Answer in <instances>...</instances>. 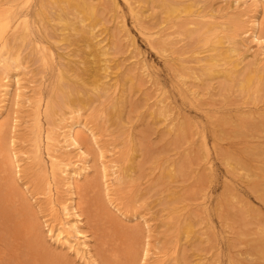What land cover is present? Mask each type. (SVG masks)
<instances>
[{
  "label": "bare ground",
  "instance_id": "6f19581e",
  "mask_svg": "<svg viewBox=\"0 0 264 264\" xmlns=\"http://www.w3.org/2000/svg\"><path fill=\"white\" fill-rule=\"evenodd\" d=\"M121 1L139 35L168 62L181 97L193 106L214 105L209 90H219V85L208 81L221 78L225 96L237 102L239 96L246 109H239L244 113L233 123L218 116L220 106L209 111L216 127L210 147L203 127L191 123L196 130L188 134V119L177 118L178 108L150 73L118 0H0V264H73L68 252L84 264L102 259L110 264H188L176 245L168 248L159 244L161 237L152 239L154 227L147 217L124 202L128 194L133 199L139 192L147 194L160 184L158 179L163 184L164 177L173 178V187H154L157 197L151 195L155 200L146 206L160 204L170 217L162 224L191 239L207 234L194 229L193 215L199 218L201 207L190 209L180 194L186 178L180 176L179 184L175 178L185 169L182 162L163 154V164L156 168L154 160L149 165L151 172L157 169V177L146 181L149 187L143 183L138 189L136 184L135 175L145 174L137 154L141 150L140 156L145 155V133L140 130L137 138L127 119L137 107L129 102V88L143 92L145 78L154 83L151 93L143 94L145 110L164 122V132L183 131L179 138L188 147L197 135L199 165L206 161V169L218 147L227 149L219 153L227 171H235L239 163L248 187L264 204V141L248 139L244 131L256 126L264 131L261 121L254 120L264 118V1L220 0V7L214 6L219 0ZM151 6L159 10L160 20ZM235 136L244 139L235 141ZM223 140H228L224 146ZM188 147L187 155L198 152ZM194 193L199 194L196 187ZM87 219L100 255L85 230ZM253 231L262 246L263 226ZM211 232L208 239L215 235ZM234 255L228 264H260L249 255L255 263ZM211 258L197 253L195 264H214Z\"/></svg>",
  "mask_w": 264,
  "mask_h": 264
},
{
  "label": "rangeland",
  "instance_id": "374dc122",
  "mask_svg": "<svg viewBox=\"0 0 264 264\" xmlns=\"http://www.w3.org/2000/svg\"><path fill=\"white\" fill-rule=\"evenodd\" d=\"M118 1L121 5V8L125 11L126 19H127V25L129 26L132 34L135 35V37H136V41H137V44L139 46V50L145 58V61L147 63V66L149 67L150 73L156 77V81L161 86L164 87L166 92H168L167 93L168 98H170V102L173 103L172 105H173L174 109L176 110L178 108L176 110L179 114V115H177V118L181 117L182 120L188 119V123L186 122V124H190V125H191V123L198 124L195 126L196 128H197V126L203 127L204 134L206 135V138L208 140V144L211 147V143L214 140V136H215L212 133H213L214 128L216 129V127L213 128V126H214L213 121H212L213 118L210 117L211 112H209V111H211L213 109L218 110L219 106H220L222 110L218 114V116H224V117L228 116L227 118H229L230 122L233 123L235 121H238L239 117L244 113V112H242V110H239V109H246L247 104L245 103L246 104L245 105L244 103H241L240 102L241 99L239 98V96H237L238 102L236 100H234L233 98H230V100H229V98H227L225 96L227 93L224 92V90H223L224 89V86H223L224 84L222 85L223 80H221V78L220 79L215 78L211 81H208V83L211 82L212 83L211 86H213V87H216L215 85L218 84L219 90L223 91V92L219 93V90L217 87H216L217 90L215 88H213L214 90H212V89L209 90L211 93H213V95L210 98L214 99V102L216 101L217 103L212 105V103H206L205 104L204 102H201L199 105H195V106L191 105L189 103V101L185 100L183 97L180 96L177 80H176L174 73L172 72L168 62H166V60L164 59V56L162 57V55L160 53H157V51H152L150 49V47L147 44V41L141 35H139V33L137 32L136 27L133 24L132 18L127 13V10L125 8L124 3L121 0H118ZM214 2H215V4H214L215 7H220L219 6V4H221L220 0H219V2L218 1H214ZM153 8L154 7H152L151 8L152 10H150V11H152L154 14H157V16L159 18V16H160L159 10L156 9V7H155L154 8L155 12H154ZM150 11L148 13L151 14L152 12H150ZM109 17H110V13H108V12H107V14L105 13V18L107 20L109 19ZM159 20H160V18H159ZM119 33H121V32H119ZM122 41H124V40H122ZM122 46H124V45H122ZM118 55H122L121 57L126 56L125 53L118 54ZM128 62H129L128 60H125V64H127ZM219 80H221L222 82ZM151 84H154V83H151L147 78H145L143 81V84H142L143 92L135 91V89H133V87L129 88V91H131L129 93V96H130V98L133 97V99H131L129 102H131L132 104H134V102H135L137 107L135 108V111H132V113L131 112L127 113L128 114L127 119L131 121V124L133 126L135 125L134 129L137 132V138L142 136V134H138L140 130L144 131V133H145V135L143 137V141L141 142V147L143 150L145 149L144 152H145L146 156L145 155L140 156L141 150L138 151L140 153L137 152L138 157H139L138 158L139 161H142V163H143V164L141 163L139 166L143 165V167H145V170H144V168H141V167H140L141 170L139 169V167H138V169L141 171V173H143V170H144L145 174H140L138 169H137L139 175L137 174L135 176H136V180L137 179H139V180H137L136 184L138 185V189L140 188L139 184H141V186H142L143 183H144L145 187L146 186L149 187V185H148L150 183L149 180H151V178L153 179V178L157 177V176H154L157 174V169L154 170L153 172H151L153 170V166H150L152 168L149 169V165L150 164L152 165L154 160H156V161H155V163H153V165H157L156 168L161 163L163 164L165 155L170 156L174 160L178 161V164H180L182 162L185 166V169L184 170H183V168H181L180 170L178 169L180 172H177L175 179L177 180V184H179L178 183L179 179H181V178L185 179L186 178L184 181L185 187H183L182 188L183 190H182V189H179L180 186L178 185V187H176V189H178L179 192H180V190H182L180 192V194L182 195V199L185 198V200H187L186 202H189L190 209H192V208L196 209V208H199V206L202 208V209L199 208L201 211V216L199 218H198V216L193 215L195 217L194 229H198V231H200V232L205 231V232H207V234H204V235L202 234L201 235L202 238H200V239L199 238L198 239H196V238L191 239V238L187 237L186 233L184 231H182L181 229L176 228V230H175L173 228V226H166V225L162 224L164 221H166L170 217L167 218L164 216L166 212H165V210H161L160 204L156 205L155 207L153 206L151 208L149 206H146L148 202L155 200V198H151V195H156V197H157V194H155L156 188L158 191V188L161 186L164 187V186L171 185L173 187L176 184L174 182L173 178L169 177L167 179L164 177L163 179H164L165 184L164 183L161 184L162 179H158L160 184H158L156 187L154 184L152 189L150 191H147V194H145L144 196H141L139 194L140 193L139 192L136 195L137 198L134 197V199H133V196L128 198V195H131V194H128L127 198L124 201L126 203V207L128 206V208L130 210H134V211H138L139 213L140 212L143 213L147 217L149 222L154 227L152 239H154L155 237H161L159 244L164 243L165 245H167L166 247H168V248L172 247L173 245L174 246L176 245V247L182 251V255H186L185 256L186 262L188 264H195V256L197 253H201L206 257H212L211 260L213 261L214 264H228L229 258H231V256H233L234 254H235L234 258L237 257V258L242 259V260L243 259H246V260L251 259L252 260V261L250 260L251 263H255V261L253 260V258H255V260H257L256 263L259 262L260 264L261 263L264 264V260H263L264 259V255H263L264 254L263 253L264 252L263 251L264 250V244L262 242V246L258 245V242H259V244H261L260 243L261 238L257 237L259 234H256L254 232L255 230L253 231L254 228L256 229L259 226H263V228H264V204H263V202L260 201V199L257 196H255L256 194L253 191H251V188L248 187L249 184H247V179H249V178L248 177L246 178L244 175H241V174L245 173V170L242 171V170L238 169V168H240L239 163L237 160H234L235 162L238 163V166L236 167L237 169H235V171H234V170H232V168H230L227 171L226 164L224 163V160L222 161L221 154H219L221 152L222 153L226 152L227 149H223V148H219V147H218L216 153L211 154L210 163L212 160H213V163H211L210 167H208L206 169V166H208V164H205L206 161L204 162V160L202 161V166H200L199 160H198L200 158L198 136L196 135L194 137V143L196 145L193 143L194 146L191 144L190 146H192V147L190 148V146L188 147V145L190 143H188V141H186V139L184 140V139L179 138L182 135L181 133H183V131H179L180 135L179 134L175 135L174 133L169 134L167 132H164V131H166L164 129V127H165L164 122L161 121L160 119L156 120L157 118H151L148 115V113L146 112L145 108L147 105L146 103L148 101H146V102L144 101V95L143 94L148 93V95H149L151 93V88H149V86ZM43 87L46 88L45 86H43ZM147 88H149V89H147ZM208 89H210V88H208ZM166 92H165V94H166ZM235 94L238 95L239 93H235ZM215 96H216V98H215ZM220 97H223V98H222V103L219 104ZM224 99H226V100H224ZM259 104H262V103H259ZM138 106H139V108H138ZM206 112H208V114H206ZM84 114H87V112ZM88 116L90 117L92 115L90 114ZM184 116L186 117L185 119H184ZM251 117H253V116H251ZM256 117L257 118H254V120L259 121V122L261 121L260 124L264 125V120H263L264 118L261 119L262 116L261 117L259 116L260 117L259 118L258 115ZM250 119L253 121V118H250ZM155 120H156V122H155ZM19 123L23 124V121H20ZM194 124L191 125L192 127L188 128V129L186 127L185 130H188V134H189V132L194 133V130H196L195 127L193 128ZM190 125H188V126H190ZM227 125L229 126V124H226V125H224V127L227 128ZM176 127H178V129L180 128L179 126H176ZM256 127H253L254 129H251V127H248L249 128L248 130L244 129V131L247 132L245 134L248 136L247 137L248 139H251V140L253 139L254 141H260L261 140L263 142L264 141V131L261 132L260 130H258V127L257 128ZM263 128L264 127L259 128V129H263ZM178 129H176V130L178 131ZM179 130H183V129L180 128ZM106 132H108V131L106 130ZM146 132L149 134L146 135ZM190 135H191V133H190ZM246 135H244L245 138H246ZM244 136L243 137L242 136H238V137L235 136L233 139L235 141H238V139H241V137L244 139ZM252 136H254V137H252ZM189 138L191 139V136H189ZM227 142H228V140H223V141H221V144L224 146L227 144ZM149 143H150V145H149ZM237 146H241V143L238 144ZM187 147L190 148L191 150H194V147H195L198 150V152L196 151L197 152L196 153L194 151H191L188 154L192 157L191 158L190 156L187 155V153H185V150H188ZM193 152H194V154H191ZM160 154H162V155H160ZM163 154H165V155L163 156ZM184 154H186L187 157H183ZM190 159H193V161L192 162L189 161ZM148 160H149V162H147ZM144 161L147 163L145 164ZM196 162H197V164H196ZM157 163H160V164H157ZM197 165H199V166H197ZM200 167H202V168H200ZM211 167H212V170H211ZM184 171H185V173H184ZM94 172H95V170H94ZM150 172L153 174V176L150 175ZM180 176H181V178H180ZM195 177L198 179H196ZM145 178L147 180H145ZM252 178L256 179L255 177H252ZM140 179H142V180H140ZM169 179L171 182L169 181ZM197 180H199V181H197ZM146 181H149V183H147ZM168 181L170 183H168ZM137 185H136V188H137ZM199 185H202L204 188L198 187ZM154 187H155V189H154ZM195 187H196L197 192L199 194H197V193L192 194ZM203 191H204V193H203ZM149 192H150V194H149ZM198 195H200L203 198L195 199ZM233 195L234 196L236 195L235 196L236 198ZM148 196H149L150 200L147 199ZM226 196H227V198H226ZM145 198H146V200H144ZM100 201H103V200L101 199ZM143 201H145V203ZM156 201H158V200H156ZM231 204H233V205H231ZM134 207H135V209H134ZM217 208H219V209L217 210ZM242 212H244V213H242ZM203 217L206 220H203L204 219ZM245 217L247 218V220L244 221ZM88 220L89 219H87L85 221V230L89 234H91V236H92V232H91L92 229L89 228ZM248 221L250 223L247 224ZM262 221H263V223H262ZM259 224H261V225H259ZM257 225H259V226H257ZM207 226H210L211 228L208 229ZM241 226H243V227H241ZM246 228L248 230L250 229L251 231H253V233L250 230L248 231ZM164 229H167V233H166V236L163 238L162 235H163V232H165ZM211 231H214L215 235H211V238H209L211 240H209L208 237H210V233H212ZM238 231H240V232H238ZM246 231H248L249 233ZM254 235H256V236H254ZM240 236H241V238H243V240L240 238ZM245 236H247V241L249 240L251 243L249 241L248 242L246 241ZM93 238L94 237L92 236L91 242H93L92 244H93L94 248L99 253V251L97 249V243H96V241H94L95 239H93ZM153 242H154V240L152 241V243ZM253 244H255V245L257 244L258 247L254 246ZM251 247L252 248L255 247V248L252 249ZM259 248H260V250H259ZM256 249H257V251L259 250L258 251L259 253L257 251H254ZM240 250H242V251H240ZM245 250H246V252H245ZM184 251L185 252L187 251V254H185ZM243 251L246 253L245 254L246 256L244 255ZM242 252H243V254H242ZM236 254H238V255H236ZM259 254L262 256L259 257ZM99 255H100V253H99ZM247 255H249L250 257H253V258H249ZM242 256H245V257H242ZM67 257L72 261L73 264H84L83 262L79 261L74 256V254L71 252L67 253ZM97 258L99 259L98 255H97ZM98 264H110V263H107L104 259H102V261H98ZM232 264H235V263H232Z\"/></svg>",
  "mask_w": 264,
  "mask_h": 264
}]
</instances>
